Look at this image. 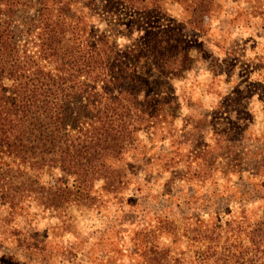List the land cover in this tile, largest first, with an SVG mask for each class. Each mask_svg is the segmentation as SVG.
Here are the masks:
<instances>
[{"label":"rangeland","instance_id":"rangeland-1","mask_svg":"<svg viewBox=\"0 0 264 264\" xmlns=\"http://www.w3.org/2000/svg\"><path fill=\"white\" fill-rule=\"evenodd\" d=\"M73 1L121 45L147 27H175L189 67L150 73L175 113L127 146L118 191L98 178L58 209L32 196L11 209L0 193V264H210L197 259L207 243L197 236L216 222L222 244L249 248L264 215V0H213L203 27L189 22L194 0H163L161 15L133 25L122 7L110 25L105 0ZM57 178L74 183L59 168L41 175Z\"/></svg>","mask_w":264,"mask_h":264},{"label":"trees","instance_id":"trees-1","mask_svg":"<svg viewBox=\"0 0 264 264\" xmlns=\"http://www.w3.org/2000/svg\"><path fill=\"white\" fill-rule=\"evenodd\" d=\"M73 2L0 0V193L11 209L27 196L58 209L98 178L118 191L127 146L175 113L173 95L154 89L150 73L170 78L189 67L190 48L175 27H147L121 45ZM212 3L194 0L189 22L203 27ZM121 7L132 25L165 9L163 0H105L110 25ZM57 168L74 183L41 180ZM251 227L246 249L221 243V223L197 229L207 240L197 259L264 264V215Z\"/></svg>","mask_w":264,"mask_h":264}]
</instances>
